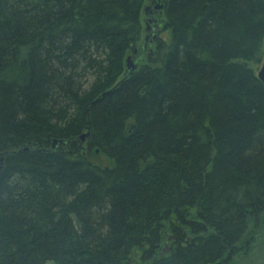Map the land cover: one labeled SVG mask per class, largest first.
<instances>
[{
    "label": "trees",
    "instance_id": "1",
    "mask_svg": "<svg viewBox=\"0 0 264 264\" xmlns=\"http://www.w3.org/2000/svg\"><path fill=\"white\" fill-rule=\"evenodd\" d=\"M149 1L0 0V264H236L259 245L264 0H162L152 43Z\"/></svg>",
    "mask_w": 264,
    "mask_h": 264
},
{
    "label": "rangeland",
    "instance_id": "2",
    "mask_svg": "<svg viewBox=\"0 0 264 264\" xmlns=\"http://www.w3.org/2000/svg\"><path fill=\"white\" fill-rule=\"evenodd\" d=\"M150 5H154V4H152V0H150L147 3L146 6H150ZM143 17H144L143 20H145V19L147 20L148 19L147 20L148 22H150L149 19L152 18V16H148L146 14H143ZM149 24L150 25H153L152 22H150ZM145 37H146V35H143L142 42H141V46H140V49H139V52H138V56L142 52L141 51V47H142V45L144 43ZM145 45H146V47H145L146 48V52L148 53V51L150 50V48L147 45V43ZM153 47H154V44H153L152 48ZM138 56L137 57H134V59L131 60L132 63L137 64V67L140 65V64L137 63ZM83 143H85V142H83ZM261 221H262V224H261L262 225V231H261V237H260V239H258L259 240V245L256 247V249L254 250L253 253H251L249 256H247V257H245L243 259L238 260L236 262V264H264V215L262 216Z\"/></svg>",
    "mask_w": 264,
    "mask_h": 264
},
{
    "label": "water",
    "instance_id": "3",
    "mask_svg": "<svg viewBox=\"0 0 264 264\" xmlns=\"http://www.w3.org/2000/svg\"><path fill=\"white\" fill-rule=\"evenodd\" d=\"M161 1L162 0H152V4H155V9L157 10V13L163 9V5L161 4ZM152 6V5H151ZM151 6H148L146 9H145V14L148 15L147 11L148 9L151 8ZM152 21V20H151ZM148 30V28H147ZM126 67H127V72L129 71H134L136 68H137V64H134L132 63L131 61V58H128L127 59V62H126ZM258 78L264 83V61L262 63V66L261 68L259 69L258 71ZM88 137V133L87 134H84L80 137V141L83 142L86 140V138ZM69 144H72L71 142H64L63 140H54L53 143H52V147L53 149H57V150H63L64 147H66L67 145ZM25 150H27V148H25ZM0 162L2 163L3 162V159L1 158L0 159ZM172 239V238H170ZM169 252V248H168V244H166V247L165 249L163 250V254L164 253H168Z\"/></svg>",
    "mask_w": 264,
    "mask_h": 264
},
{
    "label": "flooded vegetation",
    "instance_id": "4",
    "mask_svg": "<svg viewBox=\"0 0 264 264\" xmlns=\"http://www.w3.org/2000/svg\"><path fill=\"white\" fill-rule=\"evenodd\" d=\"M147 13H148V16H152V18L150 19L152 20L151 22L153 23V25H149L148 27L149 34L147 35V37L149 38L148 40H150V43H152L153 40L157 39L158 34L160 32L161 20L158 17H160L161 14L159 15V12L157 13V10L154 11L152 6L150 9H148Z\"/></svg>",
    "mask_w": 264,
    "mask_h": 264
}]
</instances>
